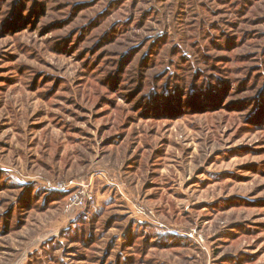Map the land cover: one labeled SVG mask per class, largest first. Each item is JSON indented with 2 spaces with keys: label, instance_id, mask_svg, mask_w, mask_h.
<instances>
[{
  "label": "rangeland",
  "instance_id": "obj_1",
  "mask_svg": "<svg viewBox=\"0 0 264 264\" xmlns=\"http://www.w3.org/2000/svg\"><path fill=\"white\" fill-rule=\"evenodd\" d=\"M0 264H264V0H0Z\"/></svg>",
  "mask_w": 264,
  "mask_h": 264
},
{
  "label": "built area",
  "instance_id": "obj_2",
  "mask_svg": "<svg viewBox=\"0 0 264 264\" xmlns=\"http://www.w3.org/2000/svg\"><path fill=\"white\" fill-rule=\"evenodd\" d=\"M75 184L74 181H71L69 184L67 183H59L56 189H64L65 191H69L73 188ZM93 196L89 191H78V193H73L69 196V204H76L79 206L85 205L88 201L92 200Z\"/></svg>",
  "mask_w": 264,
  "mask_h": 264
},
{
  "label": "trees",
  "instance_id": "obj_3",
  "mask_svg": "<svg viewBox=\"0 0 264 264\" xmlns=\"http://www.w3.org/2000/svg\"><path fill=\"white\" fill-rule=\"evenodd\" d=\"M62 193V195H64V196H67L68 194H67V192H61Z\"/></svg>",
  "mask_w": 264,
  "mask_h": 264
}]
</instances>
